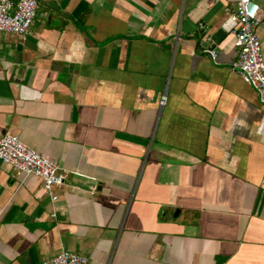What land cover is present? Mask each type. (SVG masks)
<instances>
[{"label": "crops", "instance_id": "obj_1", "mask_svg": "<svg viewBox=\"0 0 264 264\" xmlns=\"http://www.w3.org/2000/svg\"><path fill=\"white\" fill-rule=\"evenodd\" d=\"M37 3L26 36L0 33V138L68 175L52 202L0 161V264H264V105L231 69L233 0Z\"/></svg>", "mask_w": 264, "mask_h": 264}, {"label": "built area", "instance_id": "obj_2", "mask_svg": "<svg viewBox=\"0 0 264 264\" xmlns=\"http://www.w3.org/2000/svg\"><path fill=\"white\" fill-rule=\"evenodd\" d=\"M37 6V0H0V33L12 32L26 36L36 17ZM261 19L260 7L256 2L233 0L228 21L232 24L231 34L237 57L232 62L231 69L237 71L242 81L253 88L258 102L264 105V57L256 35V27ZM206 52L215 62L216 50L209 48ZM165 99V94H162L158 102L160 107L165 104ZM0 161L26 177L39 178L44 192L52 202L58 199L55 189L65 184L68 175V170L10 133L0 138ZM38 264H87V258L63 248Z\"/></svg>", "mask_w": 264, "mask_h": 264}, {"label": "water", "instance_id": "obj_3", "mask_svg": "<svg viewBox=\"0 0 264 264\" xmlns=\"http://www.w3.org/2000/svg\"><path fill=\"white\" fill-rule=\"evenodd\" d=\"M177 213H178V212L176 211L174 215H177Z\"/></svg>", "mask_w": 264, "mask_h": 264}]
</instances>
